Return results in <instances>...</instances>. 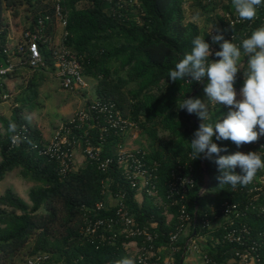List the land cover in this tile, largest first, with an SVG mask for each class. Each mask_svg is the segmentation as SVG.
Masks as SVG:
<instances>
[{
    "label": "trees",
    "instance_id": "16d2710c",
    "mask_svg": "<svg viewBox=\"0 0 264 264\" xmlns=\"http://www.w3.org/2000/svg\"><path fill=\"white\" fill-rule=\"evenodd\" d=\"M127 1L124 4L121 0H62L68 34L62 45L80 58L85 78L96 83V101L115 104L126 119L135 123L140 138L148 143L147 148L139 150L148 165L157 164L156 178L152 181L157 197L133 188L116 169L104 173L97 163L85 159L81 167L74 164L62 174L58 161L39 156L27 142L12 147L9 122L17 124L18 133L26 126V137L34 145L46 142L40 128L25 115L41 105L39 89L46 79V70L25 66L33 71L26 94L17 99L19 103L13 106L9 119L0 117L5 130L0 134V181L7 173L21 170V178L34 186L29 203L11 189L0 197V264H17V259L27 264L40 254L50 257L46 264H114L123 257L134 258L135 264H141L129 248L135 243L144 246L142 238L118 234L112 241L104 242L100 233L85 232L89 220L114 217V206L110 207L112 212L96 209L98 204L109 201V195L125 205L136 225L154 226L160 237L156 247L163 250L162 256L166 254L170 236L182 227L174 264H181L183 259L185 263L190 239L189 245L198 247L196 253L203 262L206 257L210 264H241L240 256L249 251L254 264H264V169L247 186L238 185L235 189L220 186L217 177L221 173L214 163L216 154L204 163L203 156L194 160L191 154L189 144L203 121L195 114L179 110V104L188 98L201 99L209 108L208 122L213 125L226 118L229 108L209 102L203 91L207 78L190 84L184 80L172 82L168 76L169 70L190 53L197 35L210 44L213 52L210 62L219 59L214 55L221 50L219 45L212 44L209 31L187 20L188 0ZM196 1L204 11L216 16L212 34H223L225 40L236 44L242 52V41L264 26V0L257 9V17L251 21L239 18L232 0ZM24 4L32 13L24 32L36 31L39 20L48 16L44 33L55 34V0H0V38L4 45L10 29L6 13ZM40 50L53 72L54 61L48 45L40 43ZM240 64L234 84L236 91L243 86L246 56L242 55ZM255 130H259L258 126ZM129 139L128 135L107 140L103 156H114L118 145ZM213 142L227 149L220 153L222 156L238 151L245 154L261 151L264 156V136L239 148L232 141H218L215 136ZM180 167L195 181L185 198L190 222L180 221L178 208L168 199L173 172ZM235 173L242 174L239 167ZM245 229L249 234L242 233ZM234 230L242 235L240 242L228 239ZM24 255L28 256L26 260Z\"/></svg>",
    "mask_w": 264,
    "mask_h": 264
},
{
    "label": "built area",
    "instance_id": "2783aa9c",
    "mask_svg": "<svg viewBox=\"0 0 264 264\" xmlns=\"http://www.w3.org/2000/svg\"><path fill=\"white\" fill-rule=\"evenodd\" d=\"M55 2L56 27L54 35H45L44 33L46 22L50 20V17L47 16L45 19L39 20L36 31L27 30L23 33V42L15 50H12L8 44L4 45L0 38V100L7 101L10 98L6 90V78L19 65L28 66L32 69L49 70L40 50V43L47 44L51 51L55 72L63 90L74 94L82 93L88 89V82L84 76L80 58L62 45L63 40L68 35L65 31L67 19L62 10V0H55ZM237 21L240 22V20ZM17 60L19 64L16 62ZM136 130L135 123L126 119L115 104L96 100L89 101L75 113L68 123H64L60 127L51 140L37 144L33 149L38 152L39 156L58 161L62 174H66L74 166L75 154L80 153L84 159L97 163L102 172L107 173L116 169L133 188L139 191L146 190L150 196L157 197L156 187L152 182L156 178L157 164L153 167L148 165L140 150L129 149L127 141L125 144L118 145L114 156H103L107 140L131 136ZM27 133L28 129L24 126L19 134L26 136ZM94 133L99 135L98 138L96 137L97 139L93 135ZM94 141L97 142V145ZM12 147H14L13 144ZM194 185L193 177L186 175L182 167L173 172L168 199L171 200L172 206L178 208L181 222L191 221L185 198L192 191ZM108 197L109 201L98 204L96 209L97 211L112 212L114 206L116 208L114 217L95 221L89 220L85 232L88 235L100 233V239L104 242L112 241L118 234L142 238L144 246L135 243L133 247L129 248L135 253L141 264H174V255L178 251L176 246L181 236L180 232L183 230L182 227L178 233L170 236L166 254L162 256L163 250L156 247L160 237L153 230L154 226L140 227L136 225L133 216L128 212L125 205L117 203L111 195ZM107 233L114 235L108 237ZM242 233L249 234L247 229ZM228 239L231 242H240L242 235L234 230L229 234ZM190 241L187 244V249L198 252L196 245H189ZM250 256L251 252L249 251L241 255V264H254ZM49 261L48 255L40 254L29 259L27 264H46ZM203 264H210L206 257H204Z\"/></svg>",
    "mask_w": 264,
    "mask_h": 264
},
{
    "label": "clouds",
    "instance_id": "9594fccd",
    "mask_svg": "<svg viewBox=\"0 0 264 264\" xmlns=\"http://www.w3.org/2000/svg\"><path fill=\"white\" fill-rule=\"evenodd\" d=\"M262 0H232V5L241 20H254L257 9ZM195 19H198V14ZM217 33L220 30L217 29ZM212 44H218L220 51L214 55L219 59L209 61L213 55L210 44L205 38L197 35L192 41L190 53L169 70L168 76L172 82L184 80L187 83H201L207 78L203 91L209 102L218 103L229 108L226 118L217 121L214 125L209 121L208 106L199 98L184 99L179 104V110H186L195 114L200 123L198 130L193 134L191 154L194 158L212 160L218 166L220 175L217 177L220 186L230 185L233 189L247 186L251 183L259 170L264 169V160L259 152L247 154L236 152L231 155H220L226 148L219 147L213 142L216 140L232 141L239 148L244 144H251L264 136V26L254 30L249 38L242 41V49L236 44L225 40L223 34H215L209 30ZM247 57V68L244 70L243 86L239 91L234 88L237 74L241 70V57ZM258 126V131L255 130ZM8 132L11 133V143L20 146L27 142L35 147L26 136L18 133V126L9 122ZM239 167L242 174H236ZM114 264H135L134 258L123 257L114 261Z\"/></svg>",
    "mask_w": 264,
    "mask_h": 264
},
{
    "label": "rangeland",
    "instance_id": "374dc122",
    "mask_svg": "<svg viewBox=\"0 0 264 264\" xmlns=\"http://www.w3.org/2000/svg\"><path fill=\"white\" fill-rule=\"evenodd\" d=\"M121 2H123L124 4L128 3L127 0H121ZM131 5H135V2L131 3ZM82 6L83 5H81V7ZM185 10L188 21H192L199 24L201 28L206 29L207 31L209 30L211 32L213 31L214 24L216 22L215 14L204 11L196 0H188V2L185 4ZM197 14L199 18L195 19L194 17H196ZM31 15L32 13L29 10L27 4L18 5L15 10L7 11L6 21L9 24V27L12 28L15 31V33H24V29L27 26L28 22L30 21ZM242 64L240 65L242 66ZM23 73L24 76L23 75L18 76V78L15 79V84L13 88L14 91L10 93L11 95L10 98L7 100V102L0 103V117L10 116L12 112V108L16 103L17 97H23L26 94L29 80L33 76V71L25 67ZM95 84L96 83L92 81L90 83L88 82V89L92 91L94 88L93 85ZM86 93L89 94L88 91H86ZM237 94H238L237 99H240L239 91H237ZM74 96L76 95L75 94L70 95L65 90H63L57 82L54 83V80L51 79L47 85L46 84L41 85L39 89V100L41 101L40 102L41 107L36 108L33 113H28V117L31 121L33 120V118L34 121L35 120L39 121L40 122L39 124L42 126L43 130L46 127H48L49 123H53L51 124V127L52 126L56 127V131H59L60 127L66 121H70L75 115L72 114L73 116H69V118L66 121L62 119V115H67V113L65 112L71 110L76 106L75 103L77 102ZM76 112L77 110L75 111V113ZM208 113H209V108H208ZM4 133L5 131L0 122V134H4ZM127 146L129 149L139 150L141 149V147L147 148L148 143L142 138H140L138 130H136L130 136ZM255 152H259L261 158L263 159L264 156L261 151H255ZM0 162H1V155H0ZM261 171H263V169ZM18 172L19 171L14 170L13 172L7 173L5 178L0 181V196L5 194V192L8 189L19 192L21 195L25 196L24 192L26 190V187H30L31 185L28 184V182L24 181L21 178L20 174H18ZM27 257H28L27 255H24L23 256L24 260H26ZM196 263L198 264V261H196ZM17 264H25V263L22 262L20 259H17Z\"/></svg>",
    "mask_w": 264,
    "mask_h": 264
},
{
    "label": "crops",
    "instance_id": "0c3cea01",
    "mask_svg": "<svg viewBox=\"0 0 264 264\" xmlns=\"http://www.w3.org/2000/svg\"><path fill=\"white\" fill-rule=\"evenodd\" d=\"M23 42V33H15V31L10 28L9 29V33H8V39H7V44L8 46L12 49V50H15L16 47L21 44ZM18 64H19V61L17 60L16 61ZM25 69V66L24 65H19L16 70L11 73L7 78H6V90H7V93L9 95H11L10 93H12L14 91V84H15V79L18 78V76H24V73H23V70ZM44 75L46 76L45 78V81L42 83V85L44 84H48V82L52 79L54 80V83L57 82L60 86V81L57 77V74L55 72V70L52 72L50 70H46L44 72ZM87 82H91L90 80H87ZM93 84V83H92ZM96 85V84H95ZM95 85L93 90L91 91L90 89H87L86 91L89 92V94L86 93V91L82 92V93H74L76 96H74V98L76 99V102L78 103H75L76 106L74 108H72L71 110L65 112L67 113V115H62V119H64V121H66L69 116H73L75 114V111L77 110H80L82 109L87 102L89 101H95L96 100V96H95ZM68 93V92H67ZM70 95H73L71 93H69ZM21 97H17V99H19ZM16 99V103L15 104H18V100ZM7 102V101H5ZM41 102V101H40ZM41 107V106H40ZM34 111L32 112H28L26 111L25 112V115L28 117V113H33ZM64 113V114H65ZM73 114V115H72ZM12 116V112L10 114V116L6 117V118H10ZM29 118V117H28ZM30 120V119H29ZM31 121V120H30ZM62 121V120H61ZM60 121V122H61ZM32 124L34 125H37L41 132L43 133V136H44V139L45 141H49L51 140L55 134L57 133L56 131V127H51V124L53 123H49L48 127H46L44 130L42 128V126L39 124L40 122L35 120L34 121V118L33 120L31 121ZM59 123V122H58ZM2 124V123H1ZM5 131V130H4ZM74 163H75V167H81L84 163H85V159L83 158V156L80 154V153H76L75 154V157H74ZM19 171L18 174H20L21 176V170H17ZM24 180V179H23ZM25 181V180H24ZM27 182V181H26ZM28 184H30L31 186L30 187H26V190H25V196L21 195L19 192H16L14 191L20 198H22L25 202L29 203V193H30V190L33 188V184L28 182ZM4 195V194H3ZM1 197V196H0ZM194 256V257H192ZM196 261H198V264H202L203 263V260L202 258L200 257V255L196 252H192L190 251L189 253V256L188 258L185 260V263L184 264H197Z\"/></svg>",
    "mask_w": 264,
    "mask_h": 264
},
{
    "label": "water",
    "instance_id": "95a60500",
    "mask_svg": "<svg viewBox=\"0 0 264 264\" xmlns=\"http://www.w3.org/2000/svg\"><path fill=\"white\" fill-rule=\"evenodd\" d=\"M245 63H246V61H245ZM202 161H203V163H204V161H205V159L202 157ZM205 170V169H204ZM205 174H206V170H205ZM194 235H195V233H194ZM184 263V259L182 260V262H181V264H183Z\"/></svg>",
    "mask_w": 264,
    "mask_h": 264
}]
</instances>
